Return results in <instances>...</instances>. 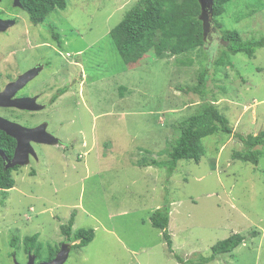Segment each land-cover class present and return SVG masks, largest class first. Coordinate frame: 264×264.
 <instances>
[{
	"label": "rangeland",
	"instance_id": "1",
	"mask_svg": "<svg viewBox=\"0 0 264 264\" xmlns=\"http://www.w3.org/2000/svg\"><path fill=\"white\" fill-rule=\"evenodd\" d=\"M137 1L68 0L54 12L65 16L59 23L64 54L29 49L22 40L15 65L13 47L0 35V73L24 70L38 52L52 59L27 88L40 95L41 111L11 108L1 115L26 127L46 122L60 139L34 144L37 156L13 170V188L0 191V264L29 260L27 236H38L43 259L51 248L73 243L62 233L71 220L73 231L94 229L95 237L72 247L65 264H192L235 233L245 236L241 245L203 264H264V153L258 163L233 156L244 149L243 136L264 130V47L254 57L227 52L231 64L216 63L226 49L224 30L236 29L244 39L264 36V0L226 3L215 18L222 28L213 19L205 45L178 60L151 50L140 64L128 65L111 30ZM204 67L205 97L225 112L233 133L204 138L199 162L173 165L177 125L204 98L187 87ZM161 207L170 216L174 252L151 221ZM14 237L19 249L11 245Z\"/></svg>",
	"mask_w": 264,
	"mask_h": 264
},
{
	"label": "trees",
	"instance_id": "2",
	"mask_svg": "<svg viewBox=\"0 0 264 264\" xmlns=\"http://www.w3.org/2000/svg\"><path fill=\"white\" fill-rule=\"evenodd\" d=\"M231 0H214L213 16L215 25L222 28L216 22V17L225 12V4ZM68 0H50L38 7H42L43 13L51 14L57 10H64ZM201 5L199 0H138L125 14L121 22L111 30L112 38L115 41L117 50L128 65H134L143 60L151 50L157 58H169L176 56L177 60L185 54H190L199 47L205 45V33L203 21L200 19ZM41 21L34 17V22ZM222 38L226 42V49L216 61L217 65L231 64L227 52L236 54L243 52L249 57H254L257 50L264 47V36L252 39H244L236 29L224 30ZM140 64V63H139ZM209 71L207 67L202 68L197 76V82L187 87L188 91L199 93L203 102L198 106V111L185 118L177 128L180 136L170 142L171 162L175 165L179 160L187 159L199 162L205 153L204 138L217 133L230 135L233 133V126L225 112L218 105L206 96ZM61 94L66 88H61ZM56 98V97H55ZM244 149L236 151L233 156L243 161L258 163L260 156L264 153V130L257 135H247L241 138ZM17 141L0 129V148L11 159L15 153ZM262 146V147H259ZM147 164L161 166L163 162L150 160ZM19 166L6 168V160L0 155V191L8 190L15 186L16 180L13 170ZM154 227L163 231V237L171 250L173 249V237L169 231L170 216L165 207L158 208L151 216ZM73 220L62 227V233L71 239L78 241L74 246H85L93 241L94 229L81 228L73 231ZM74 237V238H73ZM245 240V236L235 233L218 241L212 247L210 256H201L198 260L191 259L192 264H203L214 261L223 253L232 252ZM24 242L28 247L26 251H33L38 259L41 247L38 236L26 237ZM38 242V243H37ZM12 247L18 248L19 237L11 240ZM60 248H51L50 259L54 258ZM182 263H188L183 257L176 253Z\"/></svg>",
	"mask_w": 264,
	"mask_h": 264
},
{
	"label": "flooded vegetation",
	"instance_id": "3",
	"mask_svg": "<svg viewBox=\"0 0 264 264\" xmlns=\"http://www.w3.org/2000/svg\"><path fill=\"white\" fill-rule=\"evenodd\" d=\"M44 2L45 0H0V19L3 20L4 22L3 25L6 26L12 23V26H6L4 29H0V35H4L6 37L7 44L13 47L15 53L13 62L15 65L16 63H18L19 60L18 50H20L21 47L20 45L21 43H23V41L25 42L24 45L30 46L29 49H31V47H33L34 49H37L39 47L42 48L48 47L50 49H55V52H58L60 50L64 54L63 48L65 46L64 43L65 35L59 23L65 16L62 15L60 12L59 13L52 12L53 14L51 13L46 15L45 13L42 12L43 11L42 7L41 6L38 7V5H41ZM34 17L40 19L41 21H39L38 23L34 22ZM14 29H18L19 31V33L17 32V36L15 37L13 36ZM46 53H48V51H45V53L38 52L37 57H35L33 64L22 71L16 73L15 72L6 73V74H4V72L0 73V83H1L0 91L4 90L8 83L16 80L21 74H23L24 72H26L27 70L33 67L42 66V70L39 73L41 74V72L45 70L46 67L52 64L51 54L49 55ZM66 57L68 56L66 55ZM66 57L64 58L65 60L68 59ZM4 76H6V79H4ZM29 84L30 82L27 83L24 88L19 90L16 93L15 97L39 96L37 101L39 103H42L40 102V95H35L32 94L30 91H27ZM60 90L61 89H59L58 92L59 94H61ZM67 90L68 89L66 88V92ZM2 109H11V108L0 107V110ZM30 112L35 113L38 111H30ZM39 124L42 123H38V125ZM47 128H48V124H47ZM34 144H38V143H33V146ZM27 247L28 246L24 247L23 249L25 250ZM19 248L20 247H18V249ZM18 249H15L14 251L15 254H16V250ZM26 253L29 259L33 251H26ZM52 259H50L49 254L45 257V259L43 258L38 259L36 255L37 263Z\"/></svg>",
	"mask_w": 264,
	"mask_h": 264
},
{
	"label": "water",
	"instance_id": "4",
	"mask_svg": "<svg viewBox=\"0 0 264 264\" xmlns=\"http://www.w3.org/2000/svg\"><path fill=\"white\" fill-rule=\"evenodd\" d=\"M199 3L202 9L200 19L203 21L206 40L209 27L214 18V0H199ZM3 23V20L0 19V29H4L6 26H12V23L6 26H4ZM41 70L42 66L33 67L21 74L16 80L8 83L5 89L0 91V107L31 111L41 110L43 105L37 101V96L15 97L16 93L24 88L33 77L40 73ZM0 129L14 137L17 141L15 153L11 159L0 148V155L6 160V168L27 165L30 162L31 156L36 157L37 154L33 143L58 144L60 142L58 137L48 131L46 122L35 127H26L19 122L0 115ZM72 245V243L64 244L52 260L37 263L36 254H34L30 255L28 262L24 264H65L70 256Z\"/></svg>",
	"mask_w": 264,
	"mask_h": 264
},
{
	"label": "clouds",
	"instance_id": "5",
	"mask_svg": "<svg viewBox=\"0 0 264 264\" xmlns=\"http://www.w3.org/2000/svg\"><path fill=\"white\" fill-rule=\"evenodd\" d=\"M32 210H34V208H32ZM76 242V241H75ZM72 244H74V242L72 243ZM73 246V245H72ZM72 248V247H71Z\"/></svg>",
	"mask_w": 264,
	"mask_h": 264
}]
</instances>
